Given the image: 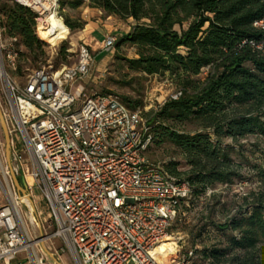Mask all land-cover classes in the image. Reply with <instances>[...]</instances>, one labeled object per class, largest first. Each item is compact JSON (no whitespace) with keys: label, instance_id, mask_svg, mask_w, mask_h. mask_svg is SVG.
Segmentation results:
<instances>
[{"label":"built area","instance_id":"obj_1","mask_svg":"<svg viewBox=\"0 0 264 264\" xmlns=\"http://www.w3.org/2000/svg\"><path fill=\"white\" fill-rule=\"evenodd\" d=\"M1 2L34 12L36 30L59 7L58 0ZM252 25L264 30V14ZM116 37L107 34L101 49L110 51ZM16 42L17 37L4 34L0 14V109L10 134V166L0 137V264L21 252L26 264H48L46 257L57 253L49 244L54 237L75 264H190L192 250L181 252L178 232L171 229L176 203L190 190L148 159V108L130 110L115 94L97 92L76 106L79 82L93 64L85 43L71 66L45 64L18 83L10 75L17 66ZM249 43L264 50V37ZM179 95L178 90L169 93L151 110ZM11 171L23 193L16 190ZM38 196L47 216L37 214L36 220ZM23 209L39 235L32 236ZM52 224L54 230L47 232Z\"/></svg>","mask_w":264,"mask_h":264},{"label":"trees","instance_id":"obj_2","mask_svg":"<svg viewBox=\"0 0 264 264\" xmlns=\"http://www.w3.org/2000/svg\"><path fill=\"white\" fill-rule=\"evenodd\" d=\"M65 3L71 8L83 4ZM86 4L104 15L132 20L115 47L133 46L136 57L119 56L116 51L114 58L141 75L166 74L180 91L177 99H166L156 111L144 113L150 116L152 144L168 142L185 165L182 170L177 168L179 161L164 165L190 190L189 197L176 203L171 229L188 204L207 189L217 184L248 185L231 213L214 224L226 235L224 243L192 250L190 264H264V155L251 161L245 152L250 157L258 150L264 154L259 148L264 145V50L249 43L264 37V30L252 25L264 14V0H88ZM0 14L5 35L17 37L32 60L43 54L34 12L15 2H1ZM64 23L70 30L84 25L82 20ZM19 72L17 64L13 73ZM115 95L130 110L143 107L141 99ZM189 123L196 128L183 130ZM251 136L256 143L247 150L237 145ZM234 154L243 162L236 161ZM242 169L251 177L246 178ZM203 229L195 232V241L201 242ZM195 255L198 261H192Z\"/></svg>","mask_w":264,"mask_h":264},{"label":"rangeland","instance_id":"obj_3","mask_svg":"<svg viewBox=\"0 0 264 264\" xmlns=\"http://www.w3.org/2000/svg\"><path fill=\"white\" fill-rule=\"evenodd\" d=\"M58 1L59 7L57 8V12L54 15L55 18L59 19L63 26L68 29V33L64 38H60L52 44L46 41L45 38H41L35 28L37 37L44 42L42 45L43 54H41L36 60H32L31 56L25 51L24 47L17 42V64L20 67V72L19 74H10L14 80H16V82L23 83L27 74H29L32 69L39 66L51 64L54 68H61L64 66H71L76 61L78 47L81 43H84V41L79 38L81 29L75 28L70 30L64 23V20L69 19L72 22L78 20L84 21L81 19V16L84 14L83 9L86 4L71 8L65 3V1L68 0ZM103 15V13L102 15L92 13L90 16L88 15V19L90 21H94L96 18L100 17L103 21L105 19L103 18ZM118 21H121V24L122 22H125L124 20L120 19H118ZM115 26L116 25L114 24L112 25V27ZM103 28L104 27L102 25L96 28L99 31V38L100 31ZM91 44H95V41L91 42ZM87 46L91 49L89 45ZM62 47L64 48L63 51ZM110 51H112L110 60H94V66L91 67L88 75H86L83 80H80L76 106H78L81 99L90 95L91 93H101L104 92V90H109L110 92H113L119 96L124 95L132 99H141L143 107L146 106L149 111L153 109L160 100L168 96L169 93H172L176 90L174 82L168 77V75H141L140 73L127 70L123 60L113 57L116 51L119 56L136 57V51L133 46L123 44L116 50L114 44ZM21 52H23V54ZM16 68L14 70L15 72ZM205 73L206 70L202 71L200 76H204ZM6 125L8 129L9 123L6 122ZM182 128L185 131H189L195 129L196 127L189 123L185 124ZM0 137H3L1 128ZM227 141L229 142V140ZM252 143L256 142L255 138L251 136L239 140L237 145L241 144L244 150H247L251 147L250 145ZM259 148L264 150V145H259ZM245 152L248 157L251 158V161L258 159L256 156L260 154L264 155L262 152H260V150L255 153L254 157H250L248 151ZM146 153L148 159L153 163L159 164L162 169H165L164 165L170 161H179L180 163L177 165V168L181 170L185 169L180 152L168 142H164L160 146L151 144ZM233 156L236 161L238 160L243 162L240 160L237 154H234ZM242 171L246 178L251 177L249 172L246 173L244 169H242ZM247 187L248 185L245 182L236 183L229 187L217 184L214 187L207 189L201 196L197 198V200L193 201V203H189L187 210L183 215L180 216V220L175 223L173 230L174 232H178L176 236L180 237L178 245L181 248V252H185L186 250L194 251V249L199 251L203 245L210 246L212 244H216L217 242L223 244L226 235L217 230V228L214 227V224H219L224 221L226 216H228L232 209L235 208L236 204L239 202V197L244 193ZM35 200L37 211H34L33 214L36 217V220H38V217L36 216L37 214H40V218L47 216V206L43 201L40 200L39 196ZM40 206L42 208H40ZM24 212V219L32 233V236L35 237L39 235V228L37 226L33 228V225L29 220L31 218L29 212H26L25 210ZM202 227L204 229L202 235L199 238L201 242L195 241V232ZM54 228L55 226L52 224V226L46 230L47 232H51L54 230ZM49 244L51 247L57 249V253H54V256L51 258H49L50 256L46 257L48 264H75L68 249L64 247L59 238H51ZM50 250L54 251L53 248ZM195 254L198 255L196 251ZM197 255L192 258V261L199 260L197 259ZM26 257L27 256L24 252L18 253L11 263L25 264L24 260Z\"/></svg>","mask_w":264,"mask_h":264},{"label":"crops","instance_id":"obj_4","mask_svg":"<svg viewBox=\"0 0 264 264\" xmlns=\"http://www.w3.org/2000/svg\"><path fill=\"white\" fill-rule=\"evenodd\" d=\"M86 3H83L81 6H83ZM83 15L81 16V19L85 21V24L83 28L80 31V39L84 41L89 47H91V54L93 57V64L91 67L94 66V60H110L112 56V51H103L101 49V41L107 34H114L115 36L125 34L129 30V24H131V19L126 20L125 22L118 21V18L111 16V15H103V18H105L103 21L100 17L96 18L94 21H90L88 17L95 13L97 15H102V12L94 7H89L87 4L85 5L83 9ZM89 15V16H88ZM109 21V23H108ZM127 23V24H125ZM116 25L115 27H112V25ZM100 25H102L104 28L100 31V38L98 36L99 31L96 29ZM96 31V32H95ZM95 34V35H94ZM102 36V37H101ZM95 44H91V42H94ZM89 43V44H88ZM24 263L26 264V261L24 260ZM8 264H14V263H8Z\"/></svg>","mask_w":264,"mask_h":264},{"label":"bare ground","instance_id":"obj_5","mask_svg":"<svg viewBox=\"0 0 264 264\" xmlns=\"http://www.w3.org/2000/svg\"><path fill=\"white\" fill-rule=\"evenodd\" d=\"M38 34L41 38H45L49 43H54L60 38H64L68 33V29L63 26L59 19L52 14L46 21V26L37 28ZM26 204L31 208L30 203L26 200Z\"/></svg>","mask_w":264,"mask_h":264},{"label":"water","instance_id":"obj_6","mask_svg":"<svg viewBox=\"0 0 264 264\" xmlns=\"http://www.w3.org/2000/svg\"><path fill=\"white\" fill-rule=\"evenodd\" d=\"M0 128L3 134L5 161H6L7 166H10V163H9L10 137H9L7 126H6L4 117L2 115L1 109H0ZM11 178H12V181L14 183L16 190L20 193H23L24 189L22 187V183L21 181L17 179V177L12 171H11Z\"/></svg>","mask_w":264,"mask_h":264}]
</instances>
